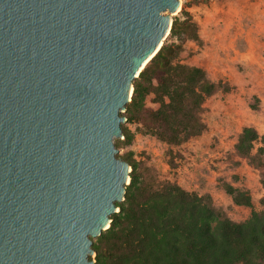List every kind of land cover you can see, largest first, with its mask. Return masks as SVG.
Returning <instances> with one entry per match:
<instances>
[{
  "label": "water",
  "instance_id": "95a60500",
  "mask_svg": "<svg viewBox=\"0 0 264 264\" xmlns=\"http://www.w3.org/2000/svg\"><path fill=\"white\" fill-rule=\"evenodd\" d=\"M180 0H0V264H95L125 199L133 80Z\"/></svg>",
  "mask_w": 264,
  "mask_h": 264
},
{
  "label": "trees",
  "instance_id": "16d2710c",
  "mask_svg": "<svg viewBox=\"0 0 264 264\" xmlns=\"http://www.w3.org/2000/svg\"><path fill=\"white\" fill-rule=\"evenodd\" d=\"M181 13L186 20L173 18L167 40L134 78L131 100L121 112L128 122L140 123L142 133L170 144L200 135L206 127L201 118L204 101L227 87L210 80L202 67L180 61L181 44L174 38L195 27L185 8ZM151 95L159 105L156 109L147 106ZM121 127L124 140L116 139V147L134 139L127 126ZM255 149L264 155V133L245 126L235 150L247 156ZM117 156L130 164V182L125 199L116 203L119 211L111 215L110 227L93 241L95 257L89 258L95 264H264V209L234 221L222 216L209 196L170 182L154 187L138 171L131 153ZM262 185L264 189V178ZM226 190L236 204L251 205L249 192L229 185Z\"/></svg>",
  "mask_w": 264,
  "mask_h": 264
},
{
  "label": "rangeland",
  "instance_id": "374dc122",
  "mask_svg": "<svg viewBox=\"0 0 264 264\" xmlns=\"http://www.w3.org/2000/svg\"><path fill=\"white\" fill-rule=\"evenodd\" d=\"M183 8L195 27L174 38L181 44L180 61L202 67L210 80L227 87L204 101L201 118L206 127L200 135L170 144L142 133L137 129L140 123L124 116L122 124L134 139L117 148L121 156L132 154L148 184L160 188L176 183L209 196L222 216L241 222L264 209V155L255 149L242 156L235 150L243 127L264 133V0H180L178 9L166 14L172 22L176 16L186 20ZM152 98L147 106L156 109L159 105ZM226 185L249 192L251 205L236 204Z\"/></svg>",
  "mask_w": 264,
  "mask_h": 264
},
{
  "label": "bare ground",
  "instance_id": "6f19581e",
  "mask_svg": "<svg viewBox=\"0 0 264 264\" xmlns=\"http://www.w3.org/2000/svg\"><path fill=\"white\" fill-rule=\"evenodd\" d=\"M178 7H179V6H178ZM177 9H178V8H177ZM177 9H176V10H177Z\"/></svg>",
  "mask_w": 264,
  "mask_h": 264
}]
</instances>
